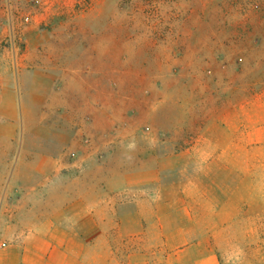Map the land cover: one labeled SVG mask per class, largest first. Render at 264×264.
<instances>
[{
    "label": "rangeland",
    "instance_id": "374dc122",
    "mask_svg": "<svg viewBox=\"0 0 264 264\" xmlns=\"http://www.w3.org/2000/svg\"><path fill=\"white\" fill-rule=\"evenodd\" d=\"M84 171L118 222L243 206L215 248L264 264V0H0V200L61 206Z\"/></svg>",
    "mask_w": 264,
    "mask_h": 264
},
{
    "label": "crops",
    "instance_id": "0c3cea01",
    "mask_svg": "<svg viewBox=\"0 0 264 264\" xmlns=\"http://www.w3.org/2000/svg\"><path fill=\"white\" fill-rule=\"evenodd\" d=\"M69 180L77 187L68 189L69 200L61 206L37 204L32 200L36 188L26 189L12 204L0 200V264H223L214 229L239 225L244 208L210 206L214 221L205 226L209 231L193 237V225L174 220L171 226L159 211L156 220L130 211L118 222L119 207L112 200L103 205L97 176L84 171ZM219 215L222 222L215 220ZM169 232L179 240L167 255Z\"/></svg>",
    "mask_w": 264,
    "mask_h": 264
}]
</instances>
